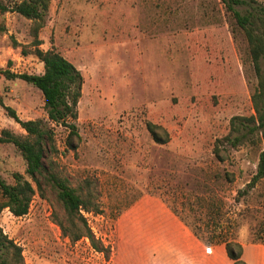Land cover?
I'll list each match as a JSON object with an SVG mask.
<instances>
[{
  "label": "rangeland",
  "instance_id": "1",
  "mask_svg": "<svg viewBox=\"0 0 264 264\" xmlns=\"http://www.w3.org/2000/svg\"><path fill=\"white\" fill-rule=\"evenodd\" d=\"M20 0H4L9 6ZM264 6V0H257ZM245 9V7H244ZM0 68L40 74L35 21L17 12L0 14ZM41 49L54 47L80 69L84 84L77 106L80 138L49 118L42 92L23 79L0 75V134L25 137L21 120L42 119L54 133L46 151L49 170L76 188L91 182L100 213L84 212L106 250L87 237L76 242L57 223L65 211L48 180L24 216L0 211V228L22 248L25 264H232L224 244L198 239L175 213L215 195L224 213H238V240L253 244L264 220V179L241 196L256 172L264 145L245 142L215 153L234 116H250L258 83L248 43L221 0H50L39 32ZM264 67V66H263ZM162 125L156 143L147 123ZM27 176L12 143L0 144V175ZM239 197V198H237ZM238 199L239 201H237ZM249 264H264V243L247 248Z\"/></svg>",
  "mask_w": 264,
  "mask_h": 264
},
{
  "label": "trees",
  "instance_id": "2",
  "mask_svg": "<svg viewBox=\"0 0 264 264\" xmlns=\"http://www.w3.org/2000/svg\"><path fill=\"white\" fill-rule=\"evenodd\" d=\"M50 0H20L9 8L4 0H0V14L9 10L34 20L33 36L36 56L43 62L44 70L40 74L20 73L0 68V75L7 79H23L36 86L43 94L45 108L51 121L69 128L68 145L73 136L80 138L76 125L77 106L82 96L84 77L79 68L54 47L44 50L39 32L44 26L45 16ZM227 11L233 16L235 23L243 31L249 47L251 62L258 83L252 94L254 113L250 116H234L228 135L218 138L214 153L219 160L224 156L222 148L238 147L245 142L264 145V6L257 0H221ZM245 7V9H244ZM5 26L0 24V34ZM6 109L27 132L25 137L15 135L8 129L2 130L0 144L12 143L22 154L26 163V174L15 172L14 183L6 182L0 175V211L8 208L15 216H24L37 191H42L43 181L48 180L57 189V196L65 211V219L57 220L63 234L76 242L87 237L97 251L106 250L96 238L84 212L100 213V202L86 180L84 188L74 187L66 177L49 170L45 162L46 151L56 150L54 133L42 119L21 120L16 111L9 106ZM147 128L156 143H166L170 136L160 124L148 122ZM264 179V149L259 154L257 169L241 196H248ZM239 198V197H237ZM239 201L238 199H236ZM191 210L186 218L175 210L182 222L191 228L193 234L206 244H224L227 256L232 264H247L243 259V244L238 240L240 219L247 217L251 208L247 206L238 213H224L223 206L215 200V195L199 198L190 203ZM241 217V218H240ZM253 242L264 243V220L253 227ZM0 264H25L23 248L0 228Z\"/></svg>",
  "mask_w": 264,
  "mask_h": 264
},
{
  "label": "crops",
  "instance_id": "3",
  "mask_svg": "<svg viewBox=\"0 0 264 264\" xmlns=\"http://www.w3.org/2000/svg\"><path fill=\"white\" fill-rule=\"evenodd\" d=\"M261 244L262 243H253V244H250V245H243V259L246 261L247 264H249V263H248L247 259L244 257V254H245L246 249L247 248H252L253 251L255 252L256 250H259V247H260Z\"/></svg>",
  "mask_w": 264,
  "mask_h": 264
}]
</instances>
